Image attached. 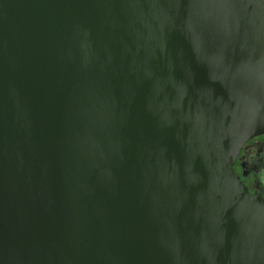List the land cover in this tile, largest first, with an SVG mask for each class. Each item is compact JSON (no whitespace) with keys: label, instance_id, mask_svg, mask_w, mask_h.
<instances>
[{"label":"water","instance_id":"1","mask_svg":"<svg viewBox=\"0 0 264 264\" xmlns=\"http://www.w3.org/2000/svg\"><path fill=\"white\" fill-rule=\"evenodd\" d=\"M260 134L264 0H0V264H264Z\"/></svg>","mask_w":264,"mask_h":264},{"label":"flooded vegetation","instance_id":"2","mask_svg":"<svg viewBox=\"0 0 264 264\" xmlns=\"http://www.w3.org/2000/svg\"><path fill=\"white\" fill-rule=\"evenodd\" d=\"M232 168L248 193L264 200V134L243 144Z\"/></svg>","mask_w":264,"mask_h":264}]
</instances>
